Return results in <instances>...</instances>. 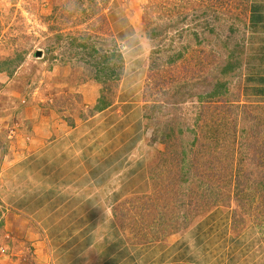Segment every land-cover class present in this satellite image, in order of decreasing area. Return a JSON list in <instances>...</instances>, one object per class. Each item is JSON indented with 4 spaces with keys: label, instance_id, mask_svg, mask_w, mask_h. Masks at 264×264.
Instances as JSON below:
<instances>
[{
    "label": "rangeland",
    "instance_id": "rangeland-1",
    "mask_svg": "<svg viewBox=\"0 0 264 264\" xmlns=\"http://www.w3.org/2000/svg\"><path fill=\"white\" fill-rule=\"evenodd\" d=\"M252 2L0 0V62L10 61L11 72H0V134L23 109L81 112L86 92L119 105L131 98L143 117L148 172H170L171 196L184 200L169 215L210 213L224 228L223 264H264V164L251 160L264 158V61L252 47L261 36L250 26ZM91 47L121 57L118 80H93L105 74L94 72ZM177 52L182 59L168 65ZM228 59L235 68L222 76ZM221 78L227 91L206 99ZM162 135L165 144L154 141Z\"/></svg>",
    "mask_w": 264,
    "mask_h": 264
},
{
    "label": "crops",
    "instance_id": "crops-1",
    "mask_svg": "<svg viewBox=\"0 0 264 264\" xmlns=\"http://www.w3.org/2000/svg\"><path fill=\"white\" fill-rule=\"evenodd\" d=\"M256 1L252 47L264 61V0ZM86 94L81 112L23 109L0 134V264H211L210 255L223 264L217 217L169 215L184 200L171 196L170 172L146 168L141 110L131 98L99 108L100 96Z\"/></svg>",
    "mask_w": 264,
    "mask_h": 264
},
{
    "label": "trees",
    "instance_id": "trees-1",
    "mask_svg": "<svg viewBox=\"0 0 264 264\" xmlns=\"http://www.w3.org/2000/svg\"><path fill=\"white\" fill-rule=\"evenodd\" d=\"M157 35H158V33L155 32L154 34L151 35V37H155ZM183 49H186V48H183ZM89 56L91 58L95 59L94 60V62H95L94 63V66H95L94 67V72L96 74H98L99 72H103L105 74V76L103 78L98 77V75H94L93 76V80L95 82L100 83V84H104L105 81L118 80L119 74L121 73L122 66L124 64V62H123V60L121 59L120 56L117 57L115 52H111L110 54L107 53V54L100 55L92 47H91V51L89 52ZM182 57H183V52H177L176 54H172V55H170V57H168L167 63H168V65L175 64L177 61L182 59ZM96 59H99V61L96 60ZM9 65H10V61H1L0 62V72H4V73H7V74L11 73L8 70L9 69L8 68ZM223 67L224 68L221 69V75L222 76L229 75V73L233 70V68H235L233 61L230 60V59H228L226 61V63L224 64ZM226 86H227V80H223L222 78L217 80L213 84V88H212L211 92H209L208 96H206V99L207 98H214V97H218L220 95H223L227 91V87ZM180 88L182 90L183 87L179 86V89ZM177 93H178V91H177ZM97 102H98L99 108L100 107L103 108V107H105V106L110 104V102L106 101L103 98V96H100V98H99V100ZM242 131H243V133H245V135L247 134L246 130H242ZM254 133H256V130L252 131V134H254ZM165 134H167V133H165ZM154 139H155L154 141H157V139H158L159 142L165 144V140L168 139V138H167L166 135L165 136L162 135L159 138L154 137ZM184 155L185 154L183 153V155L180 156L181 163L185 162ZM251 160L254 163L255 167H258L260 164L263 166V164H264V158H260V157H257L255 155H253ZM187 164L190 166V160H188V163H186L185 165H187ZM180 167H181L180 172H183V169H186V166H184V165L180 166ZM243 171L247 172L245 169ZM261 172H264V170L261 169ZM184 173H186V172H184Z\"/></svg>",
    "mask_w": 264,
    "mask_h": 264
},
{
    "label": "water",
    "instance_id": "water-1",
    "mask_svg": "<svg viewBox=\"0 0 264 264\" xmlns=\"http://www.w3.org/2000/svg\"><path fill=\"white\" fill-rule=\"evenodd\" d=\"M37 56H40V51H38Z\"/></svg>",
    "mask_w": 264,
    "mask_h": 264
},
{
    "label": "clouds",
    "instance_id": "clouds-1",
    "mask_svg": "<svg viewBox=\"0 0 264 264\" xmlns=\"http://www.w3.org/2000/svg\"><path fill=\"white\" fill-rule=\"evenodd\" d=\"M103 210H104V212H106V209L105 208H103V207H101Z\"/></svg>",
    "mask_w": 264,
    "mask_h": 264
}]
</instances>
